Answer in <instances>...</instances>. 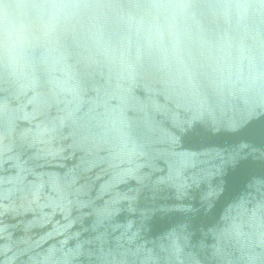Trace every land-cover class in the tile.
<instances>
[{
  "label": "water",
  "instance_id": "obj_1",
  "mask_svg": "<svg viewBox=\"0 0 264 264\" xmlns=\"http://www.w3.org/2000/svg\"><path fill=\"white\" fill-rule=\"evenodd\" d=\"M0 264H264V0H0Z\"/></svg>",
  "mask_w": 264,
  "mask_h": 264
}]
</instances>
